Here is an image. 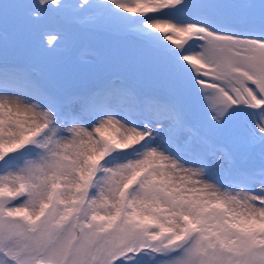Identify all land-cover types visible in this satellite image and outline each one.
I'll use <instances>...</instances> for the list:
<instances>
[{
	"label": "snow or ice",
	"instance_id": "1",
	"mask_svg": "<svg viewBox=\"0 0 264 264\" xmlns=\"http://www.w3.org/2000/svg\"><path fill=\"white\" fill-rule=\"evenodd\" d=\"M78 32L134 40L167 93ZM0 264H264V0H3Z\"/></svg>",
	"mask_w": 264,
	"mask_h": 264
},
{
	"label": "rangeland",
	"instance_id": "2",
	"mask_svg": "<svg viewBox=\"0 0 264 264\" xmlns=\"http://www.w3.org/2000/svg\"><path fill=\"white\" fill-rule=\"evenodd\" d=\"M3 0H0L2 3ZM69 4H78L81 0H64ZM103 2V0H96ZM194 2H223V0H194ZM77 38L82 47L94 48L97 56L89 57L98 61H109L115 64L119 70V74L125 76L130 83L142 89L146 93H167L168 88L150 75L144 68L139 67L133 59L134 54L139 53L136 42L129 38L114 37L103 33L78 32ZM9 62L22 66H28L34 73L40 77L47 79L50 75V68L47 62L37 55H29L23 50L12 51L9 54ZM91 81L77 80L72 82L74 87L90 86ZM188 111L190 116L199 119L203 115V105L200 101L188 103ZM225 168L228 164L225 163Z\"/></svg>",
	"mask_w": 264,
	"mask_h": 264
}]
</instances>
